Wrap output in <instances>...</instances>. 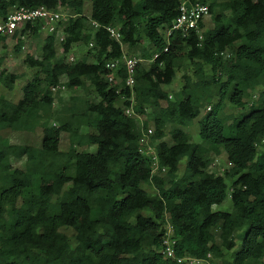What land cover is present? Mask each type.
Masks as SVG:
<instances>
[{
    "label": "trees",
    "instance_id": "obj_1",
    "mask_svg": "<svg viewBox=\"0 0 264 264\" xmlns=\"http://www.w3.org/2000/svg\"><path fill=\"white\" fill-rule=\"evenodd\" d=\"M88 1L87 13L86 0H0V21L14 7L70 9L63 22L66 53L74 44L94 42L70 63L59 55L55 36L45 34L40 56H25L36 72L22 97L0 96V129H42L39 145L0 140V264H178L159 251L169 225L178 256L204 264H264V0H212V27L202 23L200 33L169 37L164 30L185 0ZM109 26L120 28L121 41ZM22 32L43 34L40 25ZM145 41L147 54L132 53ZM125 51L145 59L158 54L139 65L134 102L124 65L121 82L105 78L107 61ZM185 59L193 75L183 76L180 98H169L166 86ZM20 78L0 71V83L10 90ZM62 87L85 94L61 97L56 107L53 88ZM227 101L247 110L227 114ZM131 105L144 115L143 126L126 114ZM203 109L201 141H193L185 127ZM149 128L165 176L152 173L151 157L141 151ZM222 152L231 166L216 173L214 154ZM14 159L24 166H14ZM229 197L231 210L214 209Z\"/></svg>",
    "mask_w": 264,
    "mask_h": 264
},
{
    "label": "built area",
    "instance_id": "obj_2",
    "mask_svg": "<svg viewBox=\"0 0 264 264\" xmlns=\"http://www.w3.org/2000/svg\"><path fill=\"white\" fill-rule=\"evenodd\" d=\"M212 0H207L205 2L196 3L190 2L188 0L182 1L179 7V16L174 20L173 25L170 28L164 30L165 36L169 37L174 31H181L185 35L189 30L194 29L198 33L202 31L201 24L205 23V20L211 16L210 3ZM70 11V9L59 5L56 9H50L46 6L38 7H14L6 16L5 19L0 21V39L5 38V42L9 39H14L13 36L19 34L21 39H24L28 34L23 33V29L30 25L32 27L40 25L42 31L46 35H54L56 39V45L59 47V51L62 53L61 56H66L67 62H76L78 58L72 53L71 48L69 52H64L63 43L66 40L67 33L65 32L63 22L68 18L65 17L64 10ZM70 12L68 17L70 16ZM97 26L98 24L95 23ZM108 31L111 37L117 41H121L122 34L120 28L116 26H109ZM29 32V31H28ZM18 39V38H17ZM94 46V42H90L88 48ZM59 53V52H58ZM158 54H155L157 57ZM154 57V58H155ZM154 58L145 59L136 54H128L126 51L121 57H116L110 59L106 63V68L109 72L106 74V79L108 82L117 84L121 82L120 70L122 65L125 66L127 76L125 78V85L131 89L132 96L130 98L131 102H134V86L136 82V74L139 65L150 64L153 62ZM54 92L58 90L53 88ZM173 96L170 94L169 98ZM125 112L129 116H135L141 126H143L144 115L136 113L134 107L131 105L126 107ZM153 128H149L146 132L143 131V135L140 139L141 151L151 157L152 163V173L159 175L160 173H166L167 168L160 165L158 153L156 147L150 141V135L153 133ZM229 166L231 163L228 162ZM176 239L172 235V227L168 226V231L163 239L160 252L165 259L178 264H204L205 259L196 258L190 255L178 256L175 250ZM211 257V254L208 255Z\"/></svg>",
    "mask_w": 264,
    "mask_h": 264
},
{
    "label": "rangeland",
    "instance_id": "obj_3",
    "mask_svg": "<svg viewBox=\"0 0 264 264\" xmlns=\"http://www.w3.org/2000/svg\"><path fill=\"white\" fill-rule=\"evenodd\" d=\"M89 7H90V2L88 0H86V12H89ZM218 11H221L220 9ZM72 15V11H67L66 9L64 10L65 13V17L64 18H68V14ZM227 14H229V12H226ZM205 27L204 29H207L209 27L213 26V19L212 17H208L205 20ZM203 30V29H202ZM45 36V34L43 33L40 36H34L31 34H28L26 37H24V39H22L23 41V46L21 47V50L19 51L17 49L18 46V39H9L7 42H5V45L0 44V71L2 68H6L9 72L11 73H17L18 75H20V79L16 82L13 90L8 89L6 86H4L3 84L0 83V96H4L7 99H10L12 101H17L19 98L22 97L23 92H22V87L33 77V74L36 72V69H33L31 67H29L27 64H25L24 59L25 56L27 54L33 55L35 57L40 56L41 54V48L43 45V37ZM58 48V52L59 55L61 56V52L59 51V47ZM72 53H74V55L79 59L81 57H83L84 55H86V53L88 52V47L84 44V43H80V44H74L72 47ZM125 49H127V47L125 46ZM151 50V46L149 41H145V43H143L142 46H140L138 49L134 50L132 53H136L138 55H145L147 54V52H149ZM130 53V54H132ZM148 65L144 63V66ZM207 72H210V67L207 66ZM185 74L188 75H193V66L190 63V61L188 59L182 60L180 62H178V69H177V75L173 81L172 84L166 86L167 91H169V93L176 97V99L181 97L180 94V90L182 89L183 86V76ZM84 95L85 92L82 89H73V90H69L66 89V87H62L58 90H56V98H57V103H56V107H59L60 102V98L62 97L65 101H68L70 99L71 96L73 95ZM89 96V94H88ZM258 96H259V89L253 91L250 96L247 98V106L246 108L248 109L250 105H252L253 103H256L258 100ZM91 99H94L95 96L92 94L90 95ZM226 108L223 112H226L227 114H233V115H239L241 112H244L245 110H247L245 108L244 109H239L235 106H233L232 104H230L228 101L226 102ZM205 109H203L202 113L200 116H198L195 120L192 121V123L188 126L185 127V129L187 131H189L192 135V140L193 141H201V138L199 136V131H198V123L199 120L201 119V117L205 114ZM51 123V121H50ZM152 127V126H151ZM170 128H168L169 131ZM41 136H42V129L41 127H38L34 132H29V131H14L11 129H0V140L3 139H7L9 142L12 143H29V144H35V145H39L41 142ZM151 138V136H150ZM68 135L67 134H63V146L67 147L68 144ZM166 141H168L169 143H172V139H171V135L168 134L166 136ZM151 143L154 145V147L156 146L158 141L152 140L150 139ZM89 151H94L95 147L91 146L88 148ZM214 158L215 161L212 164L211 169L216 172V173H223L226 169H228L229 164L226 160L225 154L222 152L221 154H214ZM186 161L187 158L185 157L184 159H182L181 161V165H180V174H182V172L184 171L185 167H186ZM13 165L16 167H23L24 166V160H13L12 161ZM159 175H163L165 176V173H160ZM146 188L154 193L156 191V189L153 186L147 185ZM232 208V202L230 197L222 204V205H215L214 209L215 210H226L229 211Z\"/></svg>",
    "mask_w": 264,
    "mask_h": 264
}]
</instances>
